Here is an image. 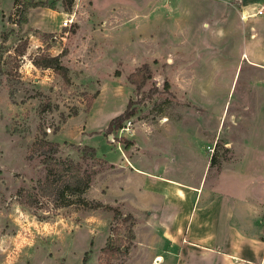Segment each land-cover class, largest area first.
Masks as SVG:
<instances>
[{"label":"rangeland","instance_id":"obj_1","mask_svg":"<svg viewBox=\"0 0 264 264\" xmlns=\"http://www.w3.org/2000/svg\"><path fill=\"white\" fill-rule=\"evenodd\" d=\"M40 1L48 6L36 5ZM263 4L0 0V264H107L102 248L110 240L120 244L112 264H151L150 252L161 244L155 231L144 227L148 244L133 263L135 217L98 200L109 185L134 176L111 170V164L128 168L126 158L156 178L148 180L155 193L145 201L171 195L167 209L177 217L175 231L188 249L210 198L217 211V195L241 192L243 115L250 117L246 127L258 115L246 128L250 164L256 165L247 179L256 181L251 190L264 192V67L243 58L253 40L255 54L249 57L264 65V15L241 17ZM71 14L73 23L64 27ZM59 54L70 81L35 64ZM146 64L151 78L139 88ZM139 69L136 83L130 75ZM124 112L133 114L108 131ZM129 120L130 131L120 136ZM42 140L58 142V151L45 152ZM54 159L72 161L80 173L92 175L89 189L72 196L71 204L54 196L46 181ZM135 198L133 210L142 222L144 199Z\"/></svg>","mask_w":264,"mask_h":264},{"label":"crops","instance_id":"obj_2","mask_svg":"<svg viewBox=\"0 0 264 264\" xmlns=\"http://www.w3.org/2000/svg\"><path fill=\"white\" fill-rule=\"evenodd\" d=\"M249 41L251 43L244 52L247 57L243 55V58L248 59L249 63L253 65L264 67V65L250 59L249 56L255 54L256 45H254L253 40ZM260 58L264 61V58ZM246 68L251 69L252 67L247 66ZM242 70L245 73V68ZM252 116V121L255 123L258 115ZM242 117V124L245 127L241 129L243 136L241 139V192L234 196L225 194L229 195L228 197L223 196L224 194L222 196L217 195V198L221 199L217 211L214 210L215 198H210L196 219V229L193 231V237L196 240L191 241L192 245L188 249H184L182 241L175 231L177 217L173 216L170 207L167 209V201L171 199V195L168 197L165 194H158L161 196L160 201L159 198L156 201H145L150 193H155V191L147 188L148 180L156 178H151L146 170L135 167L129 158H126V164L130 170L123 167V163L111 164L113 171L121 169L134 173L132 178L129 179L128 177L127 181L120 183L115 188L109 185L108 193H102V197H98V200L103 204L119 205L126 214L135 217L133 229L137 236L138 246L134 249L133 254H130L133 263H135V259L141 256L140 248L146 247L148 244L146 239L142 237L146 231L144 227H149L151 231H155L152 233L155 236L154 240L159 239L161 241V244H158L159 248L153 247L152 252H150L151 264H179L182 258L186 259L188 264H264V192L253 191L249 186L256 182L254 179H247L251 175L252 169H256V165L250 164L251 154L248 151L250 148L247 147L249 144L246 143L245 137L246 128L249 130L253 123L246 127L250 117L248 115ZM252 132L249 131V133ZM255 149L257 148L255 147L251 151ZM254 153L257 152L254 151ZM169 184L179 186L175 183ZM180 188L187 190L186 186H180ZM136 194L141 195L144 199V206L139 209L142 212L140 216L144 218L142 222L138 219L136 211L133 210L135 207L138 208ZM183 194L176 196L182 197ZM235 204H241V207L236 209ZM197 210L194 212V218ZM138 213L140 214V212ZM141 223L143 227H140ZM148 248L150 249V247Z\"/></svg>","mask_w":264,"mask_h":264},{"label":"trees","instance_id":"obj_3","mask_svg":"<svg viewBox=\"0 0 264 264\" xmlns=\"http://www.w3.org/2000/svg\"><path fill=\"white\" fill-rule=\"evenodd\" d=\"M36 5L39 6H48L47 1H40L37 2ZM38 66L42 67H52L56 71H58L65 81H70V75H69V68L64 65L61 62L60 54L56 56H49L46 57V59L42 63H35ZM143 68L147 69L148 75L146 77H142L141 83H138L139 88L142 87L144 82L151 78V72L148 67V65H144ZM143 69H139L137 72H134L130 75V79L135 82L137 80V77L139 76L138 73H141ZM143 82V83H142ZM137 83V81H136ZM129 112V111H128ZM124 112V114H120L116 117H114L107 128L108 131H112L115 127H121V122L126 118L127 114L130 116L133 114L132 112L128 113ZM128 146L130 144L129 140H126ZM38 144V143H37ZM39 147L44 149L45 152L55 154V152L58 151L59 143L54 141H46L42 140L39 143ZM48 150H47V149ZM86 149H89L91 151L95 152V149L93 147H87ZM104 160V159H101ZM50 164H48L47 167V178L46 181L50 187H52V193L54 196L59 198L67 197V201L65 203L71 204L74 201H72V196L79 195L82 197V194H84L92 183V175L88 171H84L83 173H80L81 167L79 164H74L71 162H57L56 159H54ZM105 161V160H104ZM61 172H65L60 174ZM72 172H75L72 174ZM69 174V175H68ZM83 203L87 202L86 199L82 198L80 199ZM102 204L99 203V206ZM107 208H112L110 206H106ZM132 215H129L130 217ZM120 244L117 241L110 240L105 247L102 248V254L107 259V264H112L111 262L117 255L119 254V247Z\"/></svg>","mask_w":264,"mask_h":264},{"label":"built area","instance_id":"obj_4","mask_svg":"<svg viewBox=\"0 0 264 264\" xmlns=\"http://www.w3.org/2000/svg\"><path fill=\"white\" fill-rule=\"evenodd\" d=\"M262 15H264V4L254 7L253 11L248 14H245L244 12L241 17H242V20L246 21L247 18L254 17V16H262ZM73 21H74V17L71 14L65 19V21L63 22V26L69 27L73 23ZM244 57H247V56L244 54ZM130 127H131V121L129 120L126 122L123 128L119 129L120 136L122 135L123 131H130L131 129Z\"/></svg>","mask_w":264,"mask_h":264}]
</instances>
